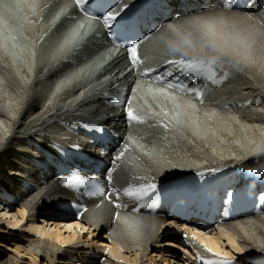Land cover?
I'll return each mask as SVG.
<instances>
[{
	"label": "bare ground",
	"instance_id": "1",
	"mask_svg": "<svg viewBox=\"0 0 264 264\" xmlns=\"http://www.w3.org/2000/svg\"><path fill=\"white\" fill-rule=\"evenodd\" d=\"M231 1L234 0H226L227 3ZM62 2L68 4L64 0H41L39 10L46 18L47 11ZM18 3L21 4L19 7ZM34 3V0H12L14 10H11L10 3L0 0L2 14L11 10V16H14L16 10L23 7L13 22L15 26L19 19L12 28L16 32L23 31V14L29 13L32 24L26 26L31 38L24 44L34 50L33 56L37 54L35 63L23 55L25 61L21 62L16 41L10 31L5 32L12 24L0 20V48L14 46L8 54L0 49V193L8 191L19 197L18 204L8 205V200L0 195V264H196L197 251L205 260L220 258L207 252L203 244L221 256L226 255L233 264H264V186L257 187L251 179L255 174L264 173V27L261 26L264 10L252 15L227 10L219 15L216 11L201 13L191 20L171 24L169 30L154 35L143 47V54L151 61L180 59L185 53L206 60L217 57L218 82L210 80L212 88L206 83L205 89L199 90L206 104L196 106L191 98L178 97L149 84L138 86L142 102L177 101L178 113L185 115L180 118L188 120L184 122V128L190 129L184 133L176 131L168 138L167 126H173L172 123L168 120L159 122L160 115L152 112L154 108H143L149 113L151 124L163 126L164 131L159 132L162 142L165 140L163 143L168 141L171 147L181 144L187 147L189 153L180 148L184 156L173 160L185 161L170 165L156 157L159 156L157 143L155 148L149 147L154 153H145L140 148L142 143L138 136L126 138L128 128L121 121L122 114L113 115L117 109L110 108L107 98L102 96L110 88L109 79L129 81L125 70L131 66L126 55L117 54L103 68L104 74L98 75L100 67L89 68V63L94 64L98 57L100 63H104L119 51L110 52L105 46H98L96 41L103 38L90 36L97 30L102 33L99 23L85 18L80 21V15L74 10L75 13H62L61 30L59 26L47 25L51 21L48 18L46 24L43 20L39 22L41 17L38 19L39 16L31 14L36 10ZM197 20L200 24L194 23ZM205 22L212 24L211 32L204 27ZM35 25L41 33H46L44 41L51 43L50 55H47L45 43L38 48L33 43L32 35L37 34ZM69 28L79 33L74 34ZM67 30L70 38L65 36ZM80 33L82 37L78 36ZM208 42L216 46V51L206 46ZM59 45L61 50H55L53 46ZM221 50L227 54L221 55ZM53 57L61 58L55 61ZM74 64L77 67L72 68ZM69 77L80 81L61 87ZM200 81L204 83V80ZM91 86L97 87L91 90ZM195 86L193 82L191 87ZM221 104L229 109L217 108L222 107ZM85 109H88L87 113L83 112ZM195 112H199L202 120ZM239 115L244 119L237 120ZM110 116L117 120L115 131L123 126V132L120 135L100 132L114 142L123 143L115 154L101 153L91 128L95 122L109 127ZM105 117L106 120L101 119ZM197 120L204 124V130H200ZM147 128L158 130L156 126L149 128L146 125L143 131ZM185 134L194 139L212 134L215 152L205 144L197 142L200 147L197 148L184 143ZM148 145L150 143L146 147ZM173 149L178 153L179 149ZM120 153L123 156L117 160ZM100 155L109 163V170L107 168L102 176L77 170ZM222 162L233 165L229 170L216 167ZM244 170L251 173V178L228 185L233 171L240 174ZM108 173L112 176L111 183L106 179ZM73 177L99 179L110 192L146 183H155L157 187L144 200L127 197L121 191L109 202L98 195H87L89 185L61 182ZM188 188L193 190L195 205L205 200L225 202L230 210L227 213L235 220L225 222L220 228L210 226L204 232L195 229L191 221L182 230V219L158 216L155 219L140 214L147 203L154 201L165 211H174L176 197L183 199L182 191ZM116 204L122 207L117 208ZM11 205H15L14 208ZM238 211L257 214L244 219ZM77 214L81 216L75 220L71 218ZM117 215L119 219H116ZM183 233H187V238L182 237ZM193 234L196 240L191 239ZM182 238L180 247L191 256L185 257L181 250L170 248L175 239ZM2 245L10 246L11 250ZM185 247H191V250Z\"/></svg>",
	"mask_w": 264,
	"mask_h": 264
},
{
	"label": "rangeland",
	"instance_id": "2",
	"mask_svg": "<svg viewBox=\"0 0 264 264\" xmlns=\"http://www.w3.org/2000/svg\"><path fill=\"white\" fill-rule=\"evenodd\" d=\"M8 3H10V5L8 4ZM7 4H8V7L9 8H11L10 6H12L11 4H12V2H8ZM18 4H20V3H18ZM39 3H37V7L39 8V5H38ZM21 5V4H20ZM35 5V8H36V4H34ZM13 7V6H12ZM19 9H21V8H19ZM19 9H17L16 10V15H14V16H11V14L12 13H8V12H5L4 13V16H5V18H6V20L9 22V23H11L12 25H13V22H15L16 21V17L18 16V14H19ZM56 8H53V9H49V10H51V11H54ZM11 10H14V7L11 9ZM24 11V10H23ZM1 13V12H0ZM38 14H40V15H38L39 17H38V19H40V17H42V11H40L39 9H38ZM24 15H26L24 18H23V20H24V29H22L23 31L22 32H16L15 31V29H12V25H11V30H9L10 31V34H11V36L13 37V40H14V42L16 43V46H18L19 47V49H17L16 48V46H15V48H16V52L18 53V54H21V62H24L25 60H24V58L22 57V55L23 56H25L26 57V59H32V61H33V53H34V50L31 48V47H26L25 46V44H26V41L25 40H27V41H30V36L27 34V29L29 28L28 26H26V24H32L31 22H30V15H29V13L28 12H25L24 13ZM29 15V16H28ZM8 17V18H7ZM61 17H62V13L61 12H56V13H54V14H50V13H48L47 12V15H46V18H48V19H50L51 21H53L55 24H56V22L59 24V23H62L63 22V20L61 19ZM46 18H45V21L47 22V20H46ZM57 19V20H56ZM11 21V22H10ZM18 23H19V19H18ZM17 23V24H18ZM37 23H39V22H37ZM16 24V25H17ZM15 25V26H16ZM36 26V25H35ZM59 27H60V29L62 30V24H60V25H58ZM21 28V27H20ZM36 28H37V26H36ZM7 30V29H6ZM69 30H72V33H74V34H78L79 32H77V31H75L74 29H72V28H69ZM69 30H67L66 31V33H65V36H67V37H69L70 38V36H71V34H70V31ZM8 31V32H9ZM14 32H16V34H15V36H13V33ZM40 34H39V33ZM39 34V36H36L35 37V35H38ZM42 34V35H41ZM33 36H34V39H33V43H35V45H36V47L38 48V47H43V45L42 44H44V43H46L45 41H44V39H45V37H46V35H44L43 36V33H41L40 31H39V29L37 28V34H34V35H32V38H33ZM79 37H82V33H80L79 35H78ZM37 37H38V40H37ZM39 37H41V38H39ZM24 39V40H23ZM40 39V40H39ZM38 42H37V41ZM24 42H25V44H24ZM42 42V43H41ZM8 47H4L3 49H1L2 48V46H1V44H0V49L3 51V53H6V54H8L9 52H10V50H12L11 48H13L14 46H10V45H7ZM31 48V49H30ZM36 49V48H35ZM181 56V58H186V57H184V54H182V55H180ZM190 57V56H189ZM28 65L29 66H32L31 64H29L28 63ZM44 73V74H43ZM42 75H43V80H45V78H46V72H45V70H44V72H42ZM71 78H73V77H69L67 80H68V82H66L65 81V83L61 86V87H65L66 85H70V84H72V83H76V82H78V81H80V80H76V78H74L73 79V81H72V83L69 81V79H71ZM196 78H198L197 80H196ZM201 78V79H200ZM195 77L194 78V80H195V82H196V88H200V90L201 89H205V84L206 83H209V85H210V87L212 88V85H211V81L210 80H208L206 77L204 78V76H201V77ZM203 78V79H202ZM205 79L208 81H206L205 82ZM200 80H204V83H202V81H200ZM201 84H200V83ZM213 83V82H212ZM200 86V87H198V85ZM204 84V85H203ZM204 86V87H203ZM95 88L97 87V86H94ZM94 87H92L91 86V90L94 88ZM94 88V89H95ZM60 90H64V91H66L67 89H64V88H60ZM59 90V91H60ZM187 93H189V92H187V91H183V90H181L180 91V95H177L178 97H183V98H190V97H188L189 95L187 94ZM183 95V96H182ZM169 96V95H168ZM186 96V97H185ZM203 97H196V98H191L192 100H195L194 102H196V106L198 105H203V104H206V102L205 101H203V99H202ZM165 99H167V98H165ZM156 100V101H155ZM155 100H153L152 101V103L153 104H151V100H148L147 101V103L145 102V105H146V107H145V109H147L148 110V108H149V110H150V108H154V110H152V112L154 113V114H157V115H160L159 116V122L161 121V123H162V120L161 119H163L164 118V116H166V120H168V121H170L171 123H172V125L173 126H171L169 123V126L170 127H172L173 128V130H171V128L169 129L168 127L169 126H167V132H168V135H167V137L168 138H171L172 137V135L177 131V132H181V133H184L185 131H187L188 129H190V128H188V126H186V128H184V122H188V120H186V118H180V116H185L183 113H181V114H179L178 113V109H177V106L178 105H175L176 103H177V101H173V100H171L170 102L168 101V100H165V102H163L162 100L160 101V100H157V99H155ZM70 101V100H69ZM200 102H201V104H200ZM199 103V104H198ZM222 105V104H221ZM90 107V106H89ZM242 107H244V106H242ZM217 108H219V109H224V110H227V109H229L228 107H226V106H224V105H222V107L221 106H217ZM89 109V108H88ZM88 109H85V110H83V112L84 113H87V110ZM245 109L247 110V108L245 107ZM245 109H242V110H245ZM242 110H240V111H242ZM230 111H232V112H236L235 110L233 111V110H230ZM237 111H239V110H237ZM147 112V111H146ZM147 114H149L148 112H147ZM194 114H198V118H200L199 117V112H195ZM176 116H178V118H176ZM238 118L239 119H237V120H240V119H244L243 117L241 118V116L239 115L238 116ZM190 120H191V118H190ZM200 120H202V118H200ZM200 120H197L198 121V126H200V130H204V128H202V126H204V124H202V122H200ZM196 121V122H197ZM180 122L182 123V128H180ZM167 125V124H166ZM165 125V126H166ZM160 128H163V126H161ZM159 128V129H160ZM158 129V130H159ZM209 130V129H208ZM161 131H164V128L161 130ZM154 132H156V131H150L148 128L147 129H145L144 131H143V133L142 134H140V140H141V143H142V145L140 146V148H141V150L142 151H144L145 153H154L153 152V150H150L149 149V147L151 146L152 148H155L156 147V145H159V147H158V149H156V151L158 152V154H159V156H156V157H160V158H162V160H165L166 162H164V163H168V164H174V165H178V164H181V163H183V161H185V160H183V161H173V160H177L178 158L180 159V157H183L184 155H182V151H180V148H183L184 150H185V152H186V154L187 153H189L188 152V150H187V147L186 146H183L182 144L181 145H178V146H174V147H171L170 145H168L169 143H168V141L166 142V143H163L165 140H163V142H162V140H161V136H159V135H156V136H153L152 137V135L154 134ZM170 132V133H169ZM181 133H180V135H181ZM182 135H184V134H182ZM186 135V134H185ZM198 135H199V132H198ZM219 138V137H218ZM217 138V139H218ZM156 139V140H155ZM183 139L185 140V142L184 143H187V144H189V145H191V146H195V147H197V148H200L199 146H198V144H197V142L200 144V145H202V144H205L206 145V147H212V148H214V152H215V145H214V139L212 138V134H208V136H206V138H204V136H200V138L199 137H196L195 136V139L194 138H192V137H189L188 138V136L186 135V136H184L183 137ZM193 139V140H192ZM154 140V141H153ZM160 140H161V142H160ZM254 141H256V140H254ZM190 142V143H189ZM236 142H239V141H236ZM148 143H150V145H148L147 147H146V145L148 144ZM153 143V144H152ZM157 143V144H156ZM171 143H175L176 144V142H171ZM183 143V144H184ZM152 144V145H151ZM156 144V145H155ZM208 147V148H209ZM172 148V149H171ZM173 148H176V149H179V151H177L178 153H176V151H175V149H173ZM224 148V147H223ZM167 150H168V152H167ZM152 151V152H151ZM223 151V150H222ZM172 152V153H171ZM174 152V153H173ZM179 152L181 153V154H179ZM213 152V151H212ZM221 153H223V152H221ZM153 155V154H152ZM232 157H234V155L232 156ZM177 158V159H176ZM195 158V157H194ZM222 158V157H221ZM185 159V158H184ZM263 159V157L261 158V160ZM247 161H249V160H247ZM247 164V163H246ZM221 165V166H220ZM225 165V166H224ZM233 164H232V162H229V164H228V162L226 163V162H222L221 164H217V166L216 167H222V169L223 170H226V168H227V170H229V169H231V166H232ZM241 166H243V165H241ZM225 168V169H224ZM263 168V167H262ZM15 206V205H14ZM14 206L12 207V208H14ZM247 218H250V217H245L244 219H247ZM5 244H8V242H6ZM2 247H4V248H10V246H8V247H6V245H2ZM171 247V246H170ZM172 248V247H171ZM174 249V248H173ZM9 250H11V248L9 249Z\"/></svg>",
	"mask_w": 264,
	"mask_h": 264
},
{
	"label": "snow or ice",
	"instance_id": "3",
	"mask_svg": "<svg viewBox=\"0 0 264 264\" xmlns=\"http://www.w3.org/2000/svg\"><path fill=\"white\" fill-rule=\"evenodd\" d=\"M76 4L81 7V10H83V5L88 2V0H75ZM117 4L120 7V11L114 10L113 6H109V10L103 14L102 19H103V24L106 27H111L112 23L116 21L117 17L121 14V12L127 8V4L121 3V0H117ZM228 8H231V4H226L225 5ZM87 14V13H85ZM95 19V17H93ZM194 23L200 24V21L197 20ZM264 27V24L261 25ZM83 27V25H81ZM172 26L169 25V28ZM204 27L208 29L209 32L212 31V24H208L205 22ZM174 31V29H173ZM185 43H188V41H185ZM206 46H210L213 51H216V46L214 44H211V42H208ZM138 48L139 44L134 43L131 46L127 47L126 51L130 54V62L132 65H138L142 63V60L138 54ZM227 53L221 50V55H226ZM184 57L186 58H180V59H173L169 60L168 63L171 65L176 66V70L181 73H187L191 74L193 76H204L208 80H211L212 82L216 83L218 82L216 77H217V71H216V59L217 57H213L211 60H206L202 59L196 56H191L189 57L187 53L184 54ZM167 75L172 76L173 72L168 71ZM171 88H181V90L186 89V85H181V84H172L170 83L168 85ZM188 91L196 93L198 96L203 95L202 92H200L197 89H187ZM127 116L130 120L136 121L143 123V119L136 115L133 111L132 108L127 109ZM123 156V153H120L116 157V159H121ZM106 179L109 183L112 181V176L110 173L106 174ZM62 183L65 184H86L89 185L90 190L87 192V195L89 196H101L109 200V202L113 201V196L114 195H119L120 192L122 191V194L134 198L136 200H144L146 197L150 196L152 193L156 191V184L155 183H146L142 184L139 186L135 185H129L127 187H124L122 190H115V191H106L105 187L102 186L101 181L99 179H90V180H81L79 178L73 177L72 179H67V180H62ZM115 207L119 208L122 207L120 204H116ZM116 219H119V216H116ZM185 237L187 238V233H185ZM192 240H196L197 237L195 234L191 237ZM203 248L209 252L213 253L215 256L220 257L219 259L216 260H205L203 256H199L198 258L203 262V264H233V260L227 257L226 255L221 256L220 253L214 252V250L210 247H208L207 244L202 245Z\"/></svg>",
	"mask_w": 264,
	"mask_h": 264
}]
</instances>
